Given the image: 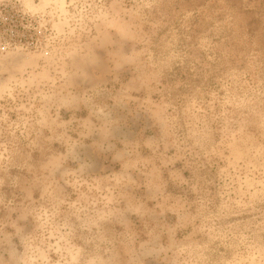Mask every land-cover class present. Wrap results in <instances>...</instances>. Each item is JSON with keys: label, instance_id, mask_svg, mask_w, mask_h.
<instances>
[{"label": "rangeland", "instance_id": "374dc122", "mask_svg": "<svg viewBox=\"0 0 264 264\" xmlns=\"http://www.w3.org/2000/svg\"><path fill=\"white\" fill-rule=\"evenodd\" d=\"M0 264H264V0H0Z\"/></svg>", "mask_w": 264, "mask_h": 264}]
</instances>
